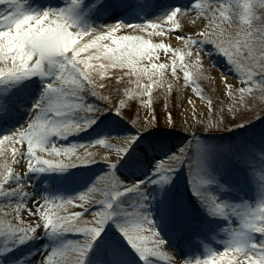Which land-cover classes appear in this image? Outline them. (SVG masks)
I'll use <instances>...</instances> for the list:
<instances>
[{
	"label": "snow or ice",
	"instance_id": "6c2138e0",
	"mask_svg": "<svg viewBox=\"0 0 264 264\" xmlns=\"http://www.w3.org/2000/svg\"><path fill=\"white\" fill-rule=\"evenodd\" d=\"M78 0H73L76 4ZM27 0H0V83L8 81H20L24 78L39 74L41 77L52 76L43 90L40 98L33 105L32 115L21 127L12 131L10 134L0 136V145L8 142L13 145L11 148V161L3 164L4 171L0 172V197L10 194H18L21 197L27 196L25 186L22 183L23 177L27 172L58 170L64 171L67 168L78 165L95 163L96 160L92 153L84 156H77L78 163H64L63 160L44 159L37 155L35 148L40 151H48L56 156L75 155L77 146L72 145L59 147L50 142L49 138L53 135L59 138L91 128L97 124V120L103 116L104 112L115 113L113 121L106 128L118 129L124 120H128L135 128V134L124 136L109 135L107 133L98 135L95 140L89 144H95L108 150H114L115 160H107L108 170L101 173L92 186L72 198H59L61 203H72V200L78 199L80 207L98 203L101 210L92 213L91 221H84L82 224L78 221L85 212L73 213L70 217H60L53 214L49 208L52 202L48 197H42L43 204L35 203L30 207L23 199L15 203L12 212L5 216H0V237L6 240H16L23 243L27 240L39 236V230H46L53 236H59L66 233L75 232L83 236L82 240L64 241L62 244L52 246L41 258L39 264H69L66 258V252L71 249L75 253V259L71 264H86L89 252L96 245L101 237L106 224L112 221L117 229L128 241L132 250L140 257L145 264H157L160 257H167V264H242L246 260L247 264H264V198L255 203L244 201L242 203L232 202L222 199L220 193L237 191L235 186L222 184L216 178L217 171L213 166V160L209 153L212 149L205 148L199 143L196 144L195 151H192L190 144H184L178 147L175 152H170L165 159L157 161L152 169L151 176L137 178L133 182H126L119 174L121 169L128 165L132 158L131 152L133 146L144 139V133L151 129L154 124L159 123V117L153 112L148 116L144 123L137 127V121L132 118L131 103L127 99L131 93L128 88L120 91L119 86L116 93L105 96L101 90L110 89L113 84L97 83V77L103 76L108 68H129L128 75H134L137 93L131 95V99H139L140 105L145 108L153 105L152 86L159 84L164 87V71L166 64H142L146 58L151 61L156 49L168 51L169 46L164 43L152 44L148 40L138 35L117 36L116 33L121 29H134L137 31H147L148 29H159L156 34H162L165 31L173 32L181 28V19L186 9L172 8L164 16L156 20H148L139 24H124L116 22L114 24L102 26L99 29L84 30L76 25L73 18L72 9H48L42 12H32L26 8ZM232 8L240 9L239 13L227 15ZM196 10L199 12L211 11L209 26L219 19L221 23L238 20L239 27L233 32L227 33L223 30L209 33L206 29L200 35L206 41L215 45V49L222 53L228 62L236 67L238 75L246 77L241 83L244 86L236 87L230 82L226 75L218 76V90L221 96H227L231 101V106L225 111L221 106L220 117L213 123L209 122L207 128L231 130L232 128H243L245 124L255 119L264 118V105H259L251 114L238 111V107L243 105L245 108L251 103L246 100V94L252 96L255 87L258 85L264 93V0H244L242 4H221L218 9L220 15L217 17V9H212L210 5L197 4ZM170 24L171 27H165ZM89 37V42L79 44L78 38ZM226 36V38H225ZM177 39L184 40L187 52L180 53L183 60L184 55L192 56L190 51L201 41L193 35H180ZM111 40L113 46L101 45L100 42ZM95 47L97 51L87 58H81V53L85 50ZM174 50L172 59V75L176 77V60ZM245 52L246 58L258 66V74L252 70L242 71L241 65L234 59V54ZM196 64L199 65L200 55L196 54ZM105 60L94 66L89 61ZM187 68L188 65H181ZM160 71L157 72L156 70ZM189 72H184L185 85L189 81ZM159 76V81L155 79ZM197 78H207L203 72H196ZM151 83H142L144 79ZM178 79V78H177ZM117 81L123 82V77H117ZM167 90L171 92L173 85L167 84ZM194 95L201 101L205 100V95L200 88L193 89ZM149 97L148 100L144 96ZM95 97L104 102L101 108L96 104H90L87 97ZM125 97V98H121ZM264 99V96L261 97ZM5 103L11 104L10 99ZM187 103L192 107L193 115H197L191 98ZM207 108L212 109L213 99L206 100ZM167 108V105H163ZM85 113L81 116L80 113ZM228 113H232L236 120L241 123H232V127L227 125ZM80 117V118H77ZM108 117H104L107 120ZM103 122V121H102ZM165 125L177 127V119L172 110L164 114ZM183 125H181L182 127ZM99 127V125H97ZM119 137L123 143L114 145L110 138ZM22 145L17 148L15 145ZM52 145L51 148L48 146ZM155 150L157 145L151 142L142 149L143 160H148V149ZM219 151L232 155L228 147H223ZM7 150L4 151L6 155ZM264 157V143L261 144L259 153ZM237 158H241L237 155ZM141 160V163H143ZM165 160L169 165L165 167ZM35 161V163H33ZM149 164L151 161H148ZM26 164L25 173H19L14 170V166ZM184 164L189 166V185L192 193L197 197L201 206L209 216L221 217L229 221L228 239L224 241L223 251L208 249V254L203 259H177L174 252H166L170 249L167 241L161 236L152 219V214L147 210L149 193L146 191L149 184L161 185L172 183V174L177 169L176 165L181 167ZM105 178L111 180V183L103 189L105 198L101 201H94L92 193L101 190L97 187L96 181H102ZM15 185V187H13ZM216 187H213V186ZM122 189V190H121ZM127 193L137 194L129 206L120 203L119 198ZM61 205H56L59 207ZM177 212L183 211L182 201H176L170 205ZM7 207H12L8 204ZM131 209V211H129ZM22 212H27L29 217H35L36 222L26 221ZM11 215L12 219H7ZM116 217H123L122 220ZM238 218L239 223L234 224L233 220ZM147 226V227H146ZM147 232L149 235H144ZM261 237L259 243L255 235ZM149 244L151 246H149ZM227 258V259H226ZM96 264H104L103 261H97Z\"/></svg>",
	"mask_w": 264,
	"mask_h": 264
},
{
	"label": "rangeland",
	"instance_id": "374dc122",
	"mask_svg": "<svg viewBox=\"0 0 264 264\" xmlns=\"http://www.w3.org/2000/svg\"><path fill=\"white\" fill-rule=\"evenodd\" d=\"M159 0H78L73 4V0H27L26 8L32 12H42L48 9H72L73 18L76 25L84 30L99 29L102 26L122 22L124 24H139L145 23L148 20H156L164 16L172 8L186 9L183 18L181 19V28L178 31L156 34L159 29H148L147 31H137L134 29H121L116 35H138L143 39L148 40L152 44L164 43L169 46L168 51L156 49L153 59L151 61L146 58L141 62L142 64H166L168 67L164 71V87L159 84L152 86V100L153 105L145 108L140 105L139 99L132 100L131 95L137 93L135 83L134 91L130 90V97L127 99L134 109L131 113L132 118L137 121V127L145 122L148 116L153 112L158 115L159 123L154 124L151 129L145 131L144 139L137 145L133 146L131 152L132 158L129 159L128 165L123 167L120 171L121 177L128 183L133 182L137 178L144 176H151L152 169L157 161L166 158L170 152H175L178 147L184 144H190L192 151H195L196 144L204 146L205 148L212 149L209 153L213 160V166L217 171L216 178L222 184L235 186L238 190L232 192L220 193L222 199H227L232 202L242 203L248 201L255 203L261 198H264V157H261L259 149L264 143V118L253 119L251 122L245 124L243 128H232L231 130H224L221 126L220 129L207 128L209 122H215L221 115L219 108L224 107L225 111L231 106V101L227 96H221L218 90L217 77L225 72L230 82H233L236 87L244 86L241 83L242 79L238 75L236 67L230 64L227 58L215 49L210 41H206L200 33L205 31L213 33L215 30L219 32L223 30L227 33L233 32L238 29V20L231 23L225 21L221 23L217 19L213 26L210 27L211 11L199 12L196 10L197 4L210 5L212 9H217L216 15L219 17L218 9L221 4H242L244 0H170L160 4L163 10L157 11V4ZM166 6V8H165ZM3 7V6H0ZM143 9V11L141 10ZM240 9L232 8L227 15L239 13ZM134 12V13H133ZM131 13L138 17H130L124 14ZM137 13V14H135ZM157 13V12H156ZM103 19H106L103 21ZM102 21L104 24H102ZM165 27H171L166 24ZM180 35H193L196 36L201 43H198L190 51L192 56L184 55L183 60L180 58V53L187 52L189 49L185 45L184 40L177 39ZM225 36V38H226ZM79 44L89 42V37H80L77 41ZM101 45H108L112 47L111 40H104L100 42ZM174 50L176 60V77L172 75V59ZM95 47L89 48L81 53V58H87L95 53ZM199 52L200 61L199 65L196 64V53ZM234 59L241 65L242 71L252 70L254 74H258L259 68L254 65L252 61L246 58V53L241 51L234 54ZM105 60H91L94 66L100 63H105ZM181 65H188L187 68ZM131 69L129 68H108L105 70L103 76L97 77L96 82L104 84H113L110 89L101 90L105 96L111 92L113 95L116 93V88L119 86L120 91L126 87V76H130L132 81L136 79L134 75H128ZM157 72L160 70L157 69ZM189 72V81L185 85L184 72ZM203 72L205 78H197L196 72ZM117 77H123V82L116 80ZM178 78V79H177ZM52 76L41 77L39 74L24 78L20 81H8L0 83V136L10 134L12 131L21 127L33 112V105L43 93L44 88ZM155 79L159 81V76ZM142 83H151L146 78ZM173 85V90H167V84ZM132 88V86H131ZM200 88L205 95V100H199L193 93V89ZM193 96L198 100H194ZM264 96L257 85L251 97L246 94V100H251L248 107L240 105L238 111L251 114L254 109L259 105H264ZM211 97L213 99L214 107L207 108L206 100ZM125 98V97H121ZM191 98L196 105L195 111L197 115H193L192 107L187 103V99ZM6 99L11 100V104L5 103ZM148 100L147 95L144 96ZM87 101L90 104H96L103 108L104 102L98 98L88 96ZM198 102H202L200 105ZM167 105L165 108L163 105ZM172 110L177 119V127L173 128L171 125H165L164 114L168 110ZM81 116L85 113L81 112ZM104 117H108L104 120ZM80 118V117H77ZM115 113L104 112L97 124L91 128L71 134L66 138H59L55 135L49 138L50 142L59 147H66L72 145L77 146L75 155L56 156L54 153L48 151H40L35 148L37 155L42 156L44 159L63 160L64 163H78L77 156H84L87 153H92L96 162L75 167L67 168L64 171L58 170H44L27 172L23 177L22 183L28 193L27 196L21 197L18 194H10L5 197H0V216H5L12 212L15 203L23 199L30 207H34L35 203L40 202L43 204L42 197H48L52 201L49 208L53 214L60 217H70L76 212H85L79 218V223L84 221H91L93 219L92 213L100 211L101 205L93 203L85 205L81 208L78 199L72 200V203H61L59 198H72L78 196L79 193L91 187L96 178L103 172L108 170L107 160H115L116 153L114 150L105 149L102 146L89 144L97 138L98 135L105 133L109 135L124 136L129 133L135 134L136 128L128 121L124 120L118 129L106 128L105 125L112 123ZM228 127H232L231 122L241 123L242 121L236 120L232 113H228ZM103 121V122H102ZM99 125V127H97ZM181 125H183L181 127ZM170 131L173 134L165 133ZM191 135V136H190ZM188 136V138H187ZM185 137V138H184ZM192 139V141L190 140ZM110 142L114 145L122 144L123 141L119 137L110 138ZM157 145L153 150L148 149V160H143L142 149L147 147L149 143ZM8 142L0 145V153L7 150L6 155L0 154V172L4 171L3 164L5 161L11 164V148ZM17 148H22V145H15ZM49 148L52 145L48 146ZM223 147H228L232 151V155L219 151ZM239 155L241 158H237ZM143 160V163H141ZM151 161L149 164L148 161ZM35 163V161H33ZM170 162L165 160V167ZM24 165L14 166V170L19 173H25L27 167ZM177 169L172 174V183L161 185L149 184L146 191L149 193L148 208L151 212L152 219L155 223L157 230L161 236L167 241L170 249H165L166 252H174L177 259L195 260L197 258L203 259L208 254V249L223 251L225 247L224 241L228 239V232L225 231L229 228V221L221 217L209 216L208 213L197 203V197L193 195L189 185V166L184 164L181 167L176 165ZM54 180V182L48 181ZM111 183V180L105 178L102 181H96L97 187L101 190L92 193L94 201H101L105 198L103 189ZM15 187V185H13ZM213 187H216L215 185ZM122 190V189H121ZM137 198L135 193H127L119 198L120 203L124 206L131 205L132 201ZM192 200V202H191ZM176 201H182L183 211L177 212L171 204ZM12 207H7L8 204ZM56 205H61L56 207ZM131 211V209H129ZM26 221L35 223L34 216L29 217L27 212H22ZM207 218L204 219V218ZM201 218V219H200ZM7 219L11 220L12 216L7 215ZM122 220L123 217H116ZM214 219L211 226L222 223L219 228H207L206 222ZM199 221L195 229L193 227ZM234 224H238V218L233 220ZM147 227V226H146ZM39 236L27 240L23 243H18L16 240H6L0 237V264H39L42 256L52 247L62 244L64 241H78L82 240L83 236L75 232L66 233L59 236H53L46 230H39ZM144 235L149 233L144 232ZM257 243L261 238L259 234L255 235ZM149 246H151L149 244ZM66 258L71 264L75 259V253L69 249L66 252ZM227 259V258H226ZM97 261H103L104 264H145L143 260L132 250L128 241L124 238L122 233L117 229L116 224L109 221L101 237L97 240L96 245L89 252L86 259V264H96ZM157 264H167V257H160ZM242 264H247L246 260H242Z\"/></svg>",
	"mask_w": 264,
	"mask_h": 264
},
{
	"label": "bare ground",
	"instance_id": "6f19581e",
	"mask_svg": "<svg viewBox=\"0 0 264 264\" xmlns=\"http://www.w3.org/2000/svg\"><path fill=\"white\" fill-rule=\"evenodd\" d=\"M168 1H170V0H159L158 1V4H157V11H155L154 12V15L155 14H159L160 12H159V10H163L162 9V7L160 6V4H163L164 2H168ZM165 8H166V6H165ZM157 12V13H156ZM104 20H106V19H103V21ZM102 21V24H104V22ZM223 75H226L225 74V72H222V74H221V76H223ZM193 98H194V100L196 101V100H198L197 98H195V96H193ZM200 105L202 104V102H198ZM23 164V163H22ZM25 167H26V164H23Z\"/></svg>",
	"mask_w": 264,
	"mask_h": 264
}]
</instances>
